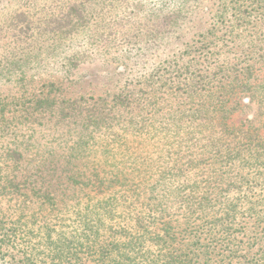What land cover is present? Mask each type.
Instances as JSON below:
<instances>
[{"label":"trees","instance_id":"trees-1","mask_svg":"<svg viewBox=\"0 0 264 264\" xmlns=\"http://www.w3.org/2000/svg\"><path fill=\"white\" fill-rule=\"evenodd\" d=\"M26 45L30 53L7 61L6 70L51 64L53 55L36 54L40 45ZM54 46L43 48L49 55ZM66 60L74 67L86 61ZM219 73L182 77L167 93L163 115L155 109L151 90L133 89L87 108L57 105L52 91L31 97L26 111L31 128L40 116L59 111L65 122L84 126L88 139L106 143L94 154L78 147L62 156L66 165L82 162L86 169L69 177L74 202L61 204L78 214L84 209L93 214H79L66 225L81 237L49 230L48 224L44 230L37 226L44 243L56 248V261L68 263L85 255L101 264H264V138L255 124L258 119L264 126V85L253 117L232 127L227 121L240 106L230 102L236 91L215 85ZM223 81L220 76L218 82ZM145 87L153 88V82ZM172 99L178 103L172 105ZM8 106L0 103V127L7 123ZM8 159L12 166L7 172L0 168L1 185L20 179L29 186L27 178L13 174L26 159L21 154ZM49 195L38 199L51 202L52 211L59 204ZM28 222L16 221L10 236L2 234L0 246H7L20 229L26 232Z\"/></svg>","mask_w":264,"mask_h":264},{"label":"rangeland","instance_id":"rangeland-1","mask_svg":"<svg viewBox=\"0 0 264 264\" xmlns=\"http://www.w3.org/2000/svg\"><path fill=\"white\" fill-rule=\"evenodd\" d=\"M30 42L40 45L39 57L58 59L48 66L6 70L7 61L30 53ZM48 43L57 44L49 55L43 48ZM66 59L86 61L74 67ZM201 72H220L215 85L236 91L229 98L240 108L227 121L230 126L253 117L264 85V0H0V103L9 104L7 123L0 127V168L9 171L13 160L8 156L21 154L26 160L13 174L27 178L29 185L20 179L0 182V239L4 233L10 236L19 219L29 221V228L23 227L27 233L20 229L10 245L0 246V264H101L85 255L59 263L56 248L44 243L37 226L70 232L76 228L66 225L76 216L93 214L61 204L74 202L69 177L86 169L82 162L66 165L62 156L78 147L94 154L106 143L88 139L84 126L65 122L59 111L40 116L31 128L26 117L31 97L52 91L57 105L87 108L133 89L151 90L155 109L163 115L160 108L171 87ZM146 82H153V88ZM255 124L264 138V126L258 119ZM48 193L59 204L52 211L51 202L38 199ZM72 234L81 237L74 232L65 236ZM58 237L54 234L52 241Z\"/></svg>","mask_w":264,"mask_h":264}]
</instances>
